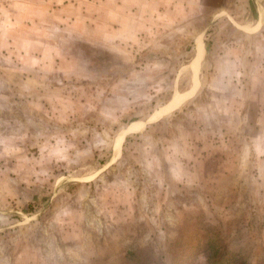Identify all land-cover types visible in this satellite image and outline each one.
Returning a JSON list of instances; mask_svg holds the SVG:
<instances>
[{
  "label": "rangeland",
  "instance_id": "obj_1",
  "mask_svg": "<svg viewBox=\"0 0 264 264\" xmlns=\"http://www.w3.org/2000/svg\"><path fill=\"white\" fill-rule=\"evenodd\" d=\"M204 235L264 264V0H0V264Z\"/></svg>",
  "mask_w": 264,
  "mask_h": 264
},
{
  "label": "trees",
  "instance_id": "obj_2",
  "mask_svg": "<svg viewBox=\"0 0 264 264\" xmlns=\"http://www.w3.org/2000/svg\"><path fill=\"white\" fill-rule=\"evenodd\" d=\"M207 237V249H208V252L209 253V256L210 258H213L211 260H219V262H221L220 264H230V262L228 260H226V250L223 249L218 242H215L214 239H208V238H213V237H209L208 235H204L203 238H206ZM201 236H199L198 233L196 232H192L191 234V237H187V239L185 240V242H188V249L190 250V248H194V249H197L199 243H202L201 241ZM222 246H224V243L222 244ZM176 255H179L181 256L179 258V261L181 260V258H186L184 256H188L189 258L193 256V254L189 251L187 254L185 253H182V254H179V253H176ZM178 259V258H177ZM229 262V263H227ZM138 264H149L146 262V260H144V263L143 261L138 263ZM233 264V263H231Z\"/></svg>",
  "mask_w": 264,
  "mask_h": 264
}]
</instances>
